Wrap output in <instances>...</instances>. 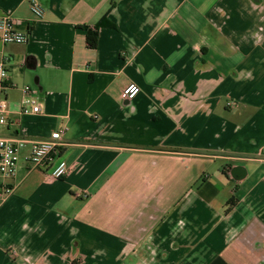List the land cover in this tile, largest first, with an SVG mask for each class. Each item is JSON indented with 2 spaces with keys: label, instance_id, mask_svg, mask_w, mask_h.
<instances>
[{
  "label": "crops",
  "instance_id": "obj_1",
  "mask_svg": "<svg viewBox=\"0 0 264 264\" xmlns=\"http://www.w3.org/2000/svg\"><path fill=\"white\" fill-rule=\"evenodd\" d=\"M35 1L0 0V264H264V0ZM56 130L58 179L24 158Z\"/></svg>",
  "mask_w": 264,
  "mask_h": 264
},
{
  "label": "built area",
  "instance_id": "obj_2",
  "mask_svg": "<svg viewBox=\"0 0 264 264\" xmlns=\"http://www.w3.org/2000/svg\"><path fill=\"white\" fill-rule=\"evenodd\" d=\"M29 9L36 18H41L44 14V9L35 0H30ZM26 38L25 34L15 29L14 20L10 16L0 17L1 43H24ZM7 79L8 70L6 63L0 60V126L6 124L7 100L5 92L9 88ZM22 91L25 98L20 105V112L38 113L41 108L38 102V95L27 85L23 86ZM138 92L139 87L134 83H129L122 88L120 97L124 100H131ZM61 133V130H56L46 138L31 141L30 149L24 156L32 167L40 169L56 179L65 176L69 169L65 161L55 158L59 147L63 144ZM24 142L26 140H9L0 137V183L15 175L20 150ZM2 190L5 195L11 192V189L7 186H3Z\"/></svg>",
  "mask_w": 264,
  "mask_h": 264
},
{
  "label": "trees",
  "instance_id": "obj_3",
  "mask_svg": "<svg viewBox=\"0 0 264 264\" xmlns=\"http://www.w3.org/2000/svg\"><path fill=\"white\" fill-rule=\"evenodd\" d=\"M83 29L85 30L87 44L89 47H94L97 40V28H88L84 26Z\"/></svg>",
  "mask_w": 264,
  "mask_h": 264
}]
</instances>
